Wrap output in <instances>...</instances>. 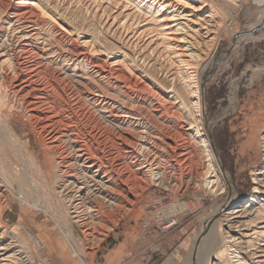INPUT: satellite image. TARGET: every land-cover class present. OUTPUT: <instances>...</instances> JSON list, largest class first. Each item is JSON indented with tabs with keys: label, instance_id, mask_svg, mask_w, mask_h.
Listing matches in <instances>:
<instances>
[{
	"label": "bare ground",
	"instance_id": "6f19581e",
	"mask_svg": "<svg viewBox=\"0 0 264 264\" xmlns=\"http://www.w3.org/2000/svg\"><path fill=\"white\" fill-rule=\"evenodd\" d=\"M108 1L120 9L110 26L133 36L142 28L138 37L159 40L163 54L107 43L118 42L44 0H0V264H52L56 248L73 264H93L120 219L138 218L145 189L182 184L219 200L187 264H260L250 260L264 256L256 242L264 237V134L261 167L240 203L205 101L209 80L260 23L238 27L240 0ZM252 126L263 128L264 114ZM14 205L18 220L6 223ZM167 206L173 216L191 209Z\"/></svg>",
	"mask_w": 264,
	"mask_h": 264
},
{
	"label": "rangeland",
	"instance_id": "374dc122",
	"mask_svg": "<svg viewBox=\"0 0 264 264\" xmlns=\"http://www.w3.org/2000/svg\"><path fill=\"white\" fill-rule=\"evenodd\" d=\"M45 1L50 7L72 10L73 17L76 16L78 21L92 24L94 28L100 27L102 31L107 30L118 42L114 44L111 39H107V43L128 47L132 52L141 49L144 54H149L153 49L154 52L157 50L163 54V46L159 44V40L148 43L150 39L147 36L138 37L142 28L133 36V33L122 32L118 24L110 26L112 17L120 9L112 8L108 0H102L104 3H94V0ZM117 1L125 3L124 0ZM240 2L241 7L236 18L238 27L249 30L247 26L254 21H258L261 27L252 31L253 38L244 42L209 80L205 88V101L208 121L212 124V139L219 151L224 170L231 175L237 189L236 200L245 203L252 192V171L261 167L263 154L261 137L264 127L255 130L252 124L255 120L259 121L261 114H264V3L256 0ZM103 8L109 13L107 18L102 14ZM134 43L136 44L133 47ZM228 45L227 35L222 36L215 54L225 51ZM128 50L126 51L129 52ZM159 62L168 64L162 58ZM173 66L175 64L170 65ZM138 200L141 207L138 218L135 213H130L120 219L113 230L99 242L92 256L93 264H162L168 257L176 259L177 264H187L194 233L208 212L219 204V200L205 188L185 187V184L172 189L151 185L142 192ZM177 200L189 202L191 209L179 216H173L167 205ZM18 209L14 205L12 211H4V221L9 224L17 221ZM168 220L171 224L166 226ZM221 228L224 230L225 226ZM52 236L57 239L55 233ZM257 239V244L261 242L260 246L264 249V237ZM49 258L52 264H73L66 249L56 248ZM255 260L261 261V264L264 256L253 258L250 262Z\"/></svg>",
	"mask_w": 264,
	"mask_h": 264
}]
</instances>
